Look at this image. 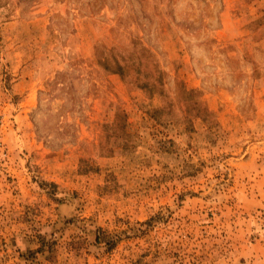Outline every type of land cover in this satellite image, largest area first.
<instances>
[{"label": "rangeland", "instance_id": "374dc122", "mask_svg": "<svg viewBox=\"0 0 264 264\" xmlns=\"http://www.w3.org/2000/svg\"><path fill=\"white\" fill-rule=\"evenodd\" d=\"M0 264H264V0H0Z\"/></svg>", "mask_w": 264, "mask_h": 264}]
</instances>
